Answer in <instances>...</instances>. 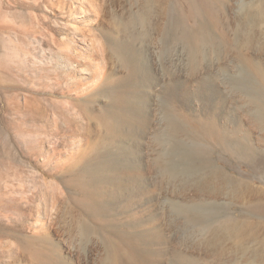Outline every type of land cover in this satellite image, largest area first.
I'll list each match as a JSON object with an SVG mask.
<instances>
[{"label": "bare ground", "instance_id": "6f19581e", "mask_svg": "<svg viewBox=\"0 0 264 264\" xmlns=\"http://www.w3.org/2000/svg\"><path fill=\"white\" fill-rule=\"evenodd\" d=\"M227 1L230 0H129V5L134 7L128 15L116 13L114 3L103 4L105 21L100 18L97 26L107 46L109 69L103 73L98 94L110 99L111 103L94 112L101 130L81 153L80 167H74L92 184L95 180L100 182L92 190L83 189V203L87 207L91 208V200L97 197L103 206L110 205L116 213L124 210L125 218H129L127 231L117 227L110 229L117 240H109L103 264H134L138 260L142 264H264V227L258 222L264 217V187L255 184L256 178L264 181V72L261 66H255L256 72L250 76L210 77L211 80H224V85L245 97L246 102L240 108L241 104L233 94L227 96L213 84L215 90L210 106L205 118H199L190 113V107L187 113L183 112V103L187 102L183 99V89H193L196 74L186 72L183 75L185 67L178 55L159 71L153 63L160 62L161 55L158 57V52L148 49L147 45L161 43L156 39L157 35H152V27L151 34L148 33L147 24L152 26L148 22L154 24L159 36L168 43L185 44L190 50H202L221 42L231 45L233 40L225 33L231 27L240 32L239 40L244 35L243 26L258 31V26L264 23V5L254 9L239 4L237 16L232 19L234 14L231 20L223 22L219 20V9ZM174 9L179 14L172 22L173 27H162L158 19L168 22ZM221 22L226 26L222 31ZM138 24L139 29L136 28ZM135 40L142 46H137ZM124 71L126 74L122 76ZM162 83L167 89L161 96L156 95ZM155 96L161 100L160 113L165 120L164 127L157 131L162 140L153 163L161 169L165 182L175 184L173 192L179 193L176 197L173 193V198L169 199L171 211L177 213L180 220L207 228L209 250L203 254L185 253L179 241L170 242L172 248L170 244L168 247L166 240V247L152 249L168 237L162 226L165 216L154 212L156 204L147 201V193L156 185H147V172H137L143 164L131 159L127 138L141 136L147 139V132L152 129L148 122L147 102L154 101ZM234 107L239 109L238 113L234 112ZM157 114L154 119L158 118ZM219 161L226 166H220ZM231 161L245 164L254 174L251 178L243 175L231 177L228 173V169H233ZM230 195L235 196L233 202H221L224 196ZM236 203L246 204L239 216L230 211ZM72 214L74 224L84 236L101 232L100 224L78 218L75 210ZM1 234L0 226V239ZM60 241L55 242L46 235L23 236L19 240V257L13 260V264L96 263L94 254L89 256V252L87 258H81L78 246ZM131 241L147 244V250L151 251L137 258L131 250Z\"/></svg>", "mask_w": 264, "mask_h": 264}, {"label": "rangeland", "instance_id": "374dc122", "mask_svg": "<svg viewBox=\"0 0 264 264\" xmlns=\"http://www.w3.org/2000/svg\"><path fill=\"white\" fill-rule=\"evenodd\" d=\"M107 2L114 3L113 10L120 14L128 15L134 7L129 5V0H0V264H13V260L19 257V240L23 236L45 235L58 243L64 240L71 246L76 245L81 258H87L90 252L89 256L94 254L95 264H103L109 240H117L110 229L117 227L125 232L129 227L124 210L116 213L110 205L103 206L97 197L91 200V208L83 203V191L92 190L100 182L95 180L96 185L92 184L89 178L74 169L80 167L81 153L101 130L94 112L111 103L110 99L98 94L103 73L109 69L107 46L97 26L100 18L105 21L103 4ZM262 3V0L227 1L226 7L219 9V20H231L234 14L232 19L235 18L239 4L257 9L260 4L264 5ZM177 12L174 9L168 22L158 19L162 27H173ZM148 23L152 24H147L148 33L151 34L152 27L156 33L152 32V35H157L156 39L161 42V47L154 42L155 45L147 43L148 49L158 52V57L161 55L160 62L153 63L155 68L160 71L163 66L171 64L174 55H178L184 63L183 75L186 72L196 74L193 89H183V99L187 101L183 103L184 113L190 107L191 114L205 118L213 98V84L227 96L233 94L241 104L240 108L245 105V97L224 85L220 78L254 75L255 66H261L264 72V23L258 26V31L243 26L244 35L240 40V32L231 27L225 31L233 40L231 45L221 42L202 50H190L177 42L168 43L159 36L154 24ZM187 26L191 27V24ZM136 28L139 29L140 25ZM220 28L222 31L226 26L221 22ZM135 43L142 46L138 40ZM247 61L251 64L248 65ZM124 72L122 76L126 74ZM210 77L220 78L211 80ZM162 87L156 90V95L161 96L167 89L164 83ZM148 94L147 91V97ZM160 103L156 96L154 101L147 102L148 122L152 128L147 132V139L141 136L127 138L131 159L143 164L137 172H147V185H156L147 193V201L156 204L154 212L165 216L162 226L168 237L152 249L166 247V240L168 247L170 242L179 241L185 253L203 254L209 250L207 228L180 220L177 213L171 211L169 199L175 184L165 182L161 169L153 163L162 140L157 131L164 127L165 120L160 113ZM233 109L238 113L239 109ZM155 114L158 118L154 119ZM231 163L233 169H228L231 177L243 175L251 178L254 174L245 164ZM219 165L226 166L222 161ZM255 182L264 187V181L259 178ZM174 194L175 197L179 195ZM234 200L235 196L230 195L224 196L221 202L227 204ZM242 206L246 204L236 203L230 209L231 214L239 216L240 210H244ZM72 210L78 218L100 224L101 234L84 236L74 224ZM263 219L258 220L262 227ZM131 243V250L137 258L151 251L147 250V244ZM134 264L142 262L138 260Z\"/></svg>", "mask_w": 264, "mask_h": 264}]
</instances>
